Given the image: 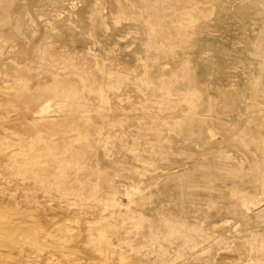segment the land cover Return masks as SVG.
<instances>
[{
	"label": "rangeland",
	"instance_id": "374dc122",
	"mask_svg": "<svg viewBox=\"0 0 264 264\" xmlns=\"http://www.w3.org/2000/svg\"><path fill=\"white\" fill-rule=\"evenodd\" d=\"M50 1L0 0V123L18 117L20 107L12 101L31 93L20 92L18 83L34 87L43 71L38 61L11 59L19 47L10 32L23 30L17 36H28L29 47L46 43L61 52L59 71L63 53L83 49L93 64L130 73V79L118 96L106 91L109 99L101 104L90 87L76 86L90 102L78 112L84 122L71 121L64 140L53 131L37 141L44 145L50 136L59 143L52 166L44 157L31 163L50 166L54 185L19 174L23 188L16 199L28 210L21 196L32 195L42 207L31 212L44 218L41 210L52 206L56 217L38 227L45 238L24 251L38 244L41 263L60 250L67 264H162L164 256L168 264H264V0H192L156 25L164 36L155 42L153 19L114 15L109 0ZM67 94L51 101L75 99ZM97 111L118 112L122 122L99 121ZM13 123L0 136L6 143L1 153L17 147L19 136H29ZM83 146L90 151L80 152ZM26 153L21 149L20 157ZM9 162L23 169L18 156ZM172 166H178L174 173ZM12 179L0 174V191L12 194ZM59 190L68 202L55 206ZM13 216L5 210L0 221ZM167 218L170 229H204L193 256L181 249L183 233L169 235L162 224ZM25 230L19 238L25 239Z\"/></svg>",
	"mask_w": 264,
	"mask_h": 264
},
{
	"label": "bare ground",
	"instance_id": "6f19581e",
	"mask_svg": "<svg viewBox=\"0 0 264 264\" xmlns=\"http://www.w3.org/2000/svg\"><path fill=\"white\" fill-rule=\"evenodd\" d=\"M42 1H44V0H42ZM53 1H55V0H53ZM60 1H63V0H57L55 3L57 4ZM45 2H42V3H45ZM64 2H62V3H64ZM108 2H111L112 4L115 5L114 15H118L121 18L124 15L133 13L136 15L138 14L140 16H142V15L148 16V18L153 19L152 23L149 25L150 28H152L151 32H153L151 34L150 38H151V40H153L155 42V41H159L161 39V36L162 37L164 36L163 30L154 29V28H158V26L156 27V25L163 23L164 22L163 19L166 18L169 14H171V12L176 11L177 9H180L181 7L184 8L186 6V4L192 2V0H109ZM62 3H61V5H62ZM74 3H75V1H74ZM50 5L51 4H49V6ZM70 5L73 6V4H70ZM51 9H52V7H51ZM54 9H56V8H54ZM54 9H53V11H55ZM188 9H189V7H188ZM56 11H58V10L56 9ZM55 12H53V13H55ZM56 14H58V13H56ZM118 16L116 17L117 20H119ZM172 20H173V18H172ZM17 21L19 23V19ZM6 22L7 23L9 22V20L7 18H6ZM98 22H99V20H98ZM12 25H15V24L12 23ZM21 31H23V30H21ZM21 31L16 32V34L10 32V35L12 37H14L13 42L15 41L16 45H18V47H19L16 52L13 51L14 54L11 56V59H14L17 57H22V58H25L27 60H31L32 62L38 61L40 63L39 67H41V69L43 71H40L39 76H40V74H42L41 75L42 77L38 78L34 87H30L29 84H25L22 82L18 83L19 87L21 89L20 92L25 91V89L26 90L31 89V93H30V95H23V96H25V99H23V100H20V98H19V100H16V101L13 100L14 102L12 101V103L14 105L16 104L17 106L20 107V111H19L20 115L18 117L13 118V119H9L4 123L3 122L0 123V125H1L0 126V136H3V135H1L2 132L5 129L10 127V125L8 124L10 122H14L17 126L19 125V129L23 128L20 131V133H22V131H23L24 134L27 133L29 135V136H25L22 138H20V136H19V139H18L19 143H17L18 146L12 148L11 149L12 151L10 153L5 154V153L0 152V174H2V173L8 174L10 176V179H12V177H14V179H12V180L15 182V186H14L15 191L12 194H7V193H4L3 191H0V212H3L5 210H9V211L11 210L12 214L14 215L13 217H11V219L0 221V264H67V262H68V260L66 259L67 254L65 252L60 251V250L58 252H55L58 254V256L57 255L56 256L55 255H49L45 258V261L43 263H41L42 250L38 244L31 245V246H33V248L31 250H28L26 252L24 251L25 247L28 246L29 244H31L33 241H35V240L40 241V240H43L45 238V236H44L45 230L44 229L38 230V227L46 225V223H48L51 220V218L56 217L55 216L56 213H54L52 206L49 207V209H46L48 212H46V210H43V211L41 210V213H44V218H41V216L39 217L38 213H36V212H31L37 208H41L42 203L40 202V200H35V198L32 195H28V194L21 196L22 199L19 197L21 199V202L28 208V210H26V209L24 210V209H21L18 207V204L20 201H17L16 195L19 191V188H23V183L19 180V174H24V173L27 174L28 173V174L35 176L37 183H39L40 185H45V186L54 185V181H51V179L48 177V174H47V170H50L49 169L50 166L47 168L46 167H36L31 163H33V160L36 157H38V158L44 157L47 159L49 164H51V166H52V162L55 160V158H57V156H55V154L52 150L55 147L56 148L59 147L57 145L58 142L55 143L53 140L48 139L50 136L47 138V140H46L47 142L44 145H39L40 143L38 144L37 141L42 139V138H46V135H49V134L51 135V133L53 131L58 132V134L61 136V139L64 140L66 138V133L68 130L67 127L71 123V121L73 123V121L75 119L77 120L78 118L81 119L84 117V115L78 114V112L81 110L82 107L88 106L90 104V102L87 101V99L85 98V96L83 94L81 95L78 93V89L76 86H78V85L80 86L81 84L83 86V84H84V86H88V88L90 87L91 91L93 90V92L98 94V100L100 101V104H101V102H106L109 99L108 96L105 94L106 91H108L107 93L110 92L109 95H112V97L119 95L118 91L121 89L123 84L124 85L126 84L127 79L128 78L130 79V76H129L130 73L126 74L125 72H114L113 70L112 71L111 70H109V71L103 70V68H102L103 66L99 67L96 64H93L91 62V59L88 57V55L84 54L82 52L83 49L82 50L76 49V50L71 51V52L63 53V55L66 56V59L64 58L65 59L64 60L65 65L63 67L64 70L59 71V70H57L58 68L55 64V61L58 59L57 57L61 58V56H59L61 54V52L59 54V51H57L55 48H52L51 45L43 43L44 45L39 44V45L34 46V48L37 49L38 52L33 53V50H32L33 47L27 46L29 41H30V39L27 38L28 36L25 35L27 37L26 38L24 37V39L17 36V35H20V33H22ZM19 40H22L25 43L20 45L19 42H21V41H19ZM71 43H73V42H71ZM35 49H34V51H36ZM89 51L90 50H88V54H89ZM8 55H10V54H8ZM90 55H92V54H90ZM0 62L2 63L3 61L1 60ZM11 62H13V61L11 60ZM15 68L16 67H14L12 69V72L17 74L18 70H16ZM33 73L35 74V72H33ZM14 76H16V78H18V75H14ZM35 78H34V80L36 81ZM18 79H20V78H18ZM104 80H106V82H104ZM142 80L143 79H141V77L140 78L135 77V79H134V81H136L135 83H138V82L144 83V80L143 81ZM142 87H143V85H142ZM140 88H141V86H140ZM137 89H139V87ZM80 90H82V89H80ZM25 93H27V92H23L22 94H25ZM66 93H70L71 95H74L72 97H74L75 99L69 100L68 98H69L70 94L69 95L67 94L68 97L67 96L66 97L68 100H66V101H63L61 103H54L51 101V99L53 97H58V99H59V96L62 97V95L66 94ZM22 94H20V95H22ZM157 94H155V95L158 96ZM171 101H172V99H171ZM164 102H166V99ZM118 105H120V104H118ZM171 106H172V104H171ZM120 109H122V108L120 107ZM96 113L98 115L99 121H102V122L103 121H109L110 123H113V124L114 123L117 124V123L122 122V118L118 112H116L114 115H108L109 113L105 114L104 112H100V111H97ZM93 114L95 115L94 112H93ZM124 116H126V115H124ZM166 117H168V116H166ZM84 120H86V119H84ZM89 121H88V123H89ZM94 123H95V120H94ZM20 126L22 128H20ZM70 126L72 127L73 125H70ZM122 139H123V137H122ZM5 144L6 143L4 142V139L2 137L1 142H0V150L2 148V145L5 146ZM61 147H65L64 151H65V149H67L66 144H64V143L62 144ZM24 148H27V150H29V154L26 153L25 156L20 157L21 149H24ZM88 151H90V150L87 148V146H83L82 149H80V152L87 153ZM17 156L23 162L22 163L23 169L20 168V166H16V164L9 162L10 158L17 157ZM63 159L64 158H61L62 161L60 163L64 162ZM91 166H92V164H91ZM177 168H178V166H172L169 168V170H172V172L174 173L177 171ZM59 169H60L59 172L64 171V169H65L64 165L60 164ZM12 180H10V181H12ZM54 196H55V200L53 201V204L55 206L67 204L68 198H66V192L64 190H59L58 193L54 194ZM22 203H21V205H22ZM22 213H23V215H22ZM30 214H31V217H29V219L24 218ZM81 221H83V219ZM162 224H164V226L169 227V235H173L176 232L177 233H183L185 235V238H186L185 244L183 245V247H181V249L184 252L188 251L187 253L188 254L190 253L193 256L194 251L198 250L197 245H198L199 236L196 237V235H198V234L200 235V234L204 233L205 232L204 229L200 226L196 227V226H193L190 224H188L184 228L174 230V228L172 227L170 229L171 219H168V218H167L166 222L165 223L162 222ZM20 229H22V230L26 229L25 231H28V232H25L27 234V235L25 234L26 236L23 234V236H25L24 237L25 239H21L22 237L21 238L18 237V235L20 233ZM3 232L7 233L11 236V239L9 241L4 240L2 238V236L6 237L3 234ZM208 237H209V235H208ZM164 240H167V238H164ZM199 240H201V239H199ZM2 241H4L3 245H1ZM5 246H8V247L5 248ZM80 250H81V252H84L83 249H80ZM167 250H168V248L166 249V251ZM36 253H38L39 255H36ZM190 254H189V256H190ZM17 256H18V258H17ZM197 256L198 255L196 254V257ZM167 258L168 257L164 256L162 264H168Z\"/></svg>",
	"mask_w": 264,
	"mask_h": 264
}]
</instances>
